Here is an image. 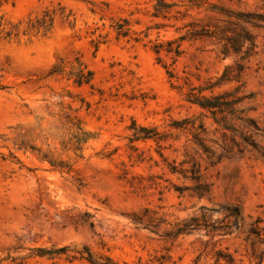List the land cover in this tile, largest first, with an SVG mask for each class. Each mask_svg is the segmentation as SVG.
<instances>
[{
  "label": "rangeland",
  "instance_id": "374dc122",
  "mask_svg": "<svg viewBox=\"0 0 264 264\" xmlns=\"http://www.w3.org/2000/svg\"><path fill=\"white\" fill-rule=\"evenodd\" d=\"M157 1L2 0L0 14L19 34L0 37V264H85L77 259L83 248L120 264H264V28L245 26L254 47L246 51L245 43L239 54L224 56L220 44L187 37L177 57L153 50L185 35L190 23L232 29L226 22L236 20L217 9L264 17V0H162L174 6L154 16ZM43 17L52 19L47 33L30 28ZM124 22L128 33L118 36L115 25ZM78 63L92 72L90 84L68 79ZM58 67L63 71L52 74ZM208 84L214 86L205 96L248 98L232 115L187 101L190 88ZM66 113L95 135L81 153L61 145ZM132 122L165 138L129 142ZM200 124L213 163L195 144ZM29 147L72 170L50 169ZM192 161L210 184L209 196L193 194L188 173L170 172L188 170ZM235 206L237 218L226 210ZM144 209L160 222L156 228L129 219ZM190 218L197 228L163 235ZM60 247L75 258L35 254ZM217 252L233 262L216 259Z\"/></svg>",
  "mask_w": 264,
  "mask_h": 264
},
{
  "label": "trees",
  "instance_id": "16d2710c",
  "mask_svg": "<svg viewBox=\"0 0 264 264\" xmlns=\"http://www.w3.org/2000/svg\"><path fill=\"white\" fill-rule=\"evenodd\" d=\"M194 1V0H189ZM2 0H0V6H1ZM202 4H196L195 6L198 8ZM174 6L173 4H167L164 3L162 0H158L154 10V16L162 15L165 16V14L170 10V8ZM209 11H214L216 8L214 6H211ZM218 14H223L228 18H234L236 22H230L227 21V25L234 26L232 29L229 28V26L224 25H214L213 27H209L207 25L198 26V24L190 23L188 24L189 29L185 33V35L179 36L177 39L174 40H168L165 44L157 43L153 46V50L156 54H158L160 51L164 50L166 53H173L174 56H178L181 53L180 50V41L185 39L186 37L189 39H202V38H208L212 40L215 44H220L221 49L220 53L224 56L228 54H239L241 52V49L243 48V45L245 43H248L249 47L246 48V51H248L250 48L254 47V36L250 32V30L246 29L245 26L249 25L250 27H257V28H264V25H261L264 23V17L261 15H257L255 13L251 12H236L233 11H225L222 9H217ZM48 20V21H47ZM37 25H31L30 28L34 29L36 31L43 30V33H47L52 24L51 17L46 19L45 17L41 19L36 20ZM125 22L124 23H116L115 30L116 34L118 36H126L128 33V29L125 28ZM25 30L23 31L24 34ZM19 34V26L18 25H9V23L6 22V20L3 18V16L0 14V37L4 38H10L11 36H17ZM174 43H176L174 46H172ZM242 58V57H241ZM63 71L62 67L54 68L51 70L52 74H60ZM167 74L169 77L173 76V73L169 70H167ZM68 79H72L73 83L80 86L83 84H90L92 79V72L90 70H87L85 66H83L81 63H78L75 70L70 71L67 73ZM226 76V73L224 74ZM224 79V78H223ZM221 80V79H220ZM214 86V84H208L207 87L200 88L196 92H194V88H190L188 94H187V101L199 106L202 109H208L213 112H218L219 114L222 113H229L232 115L235 110V105L239 104L242 100L245 98H248L247 96H234L230 100H226L228 96H232L229 93H223L219 95L214 96H205L201 94L203 90H211V88ZM235 93V92H234ZM242 112V110H239V113ZM225 116H223L224 118ZM63 124L67 127L68 130V136L66 139L62 140L61 145L64 149L70 150L72 152H82L83 145L88 142L89 140H92L95 138L94 133H91L90 131H86L80 119L77 115L72 113H66L64 115ZM238 119V118H237ZM246 123L247 126L253 127L255 130H257V125L254 121H252L249 118H243L239 119ZM186 123L185 120L178 122L174 121L172 125L175 128H178L181 126V124ZM130 130L132 131L131 136L129 138V142H136V141H146V140H153L157 144L162 141L165 137L161 134H159L154 128H148L141 125H136L134 122H132ZM194 139L196 141L195 144H197L199 147L203 149V151L207 152V158L210 159L211 163H213L214 153L210 150H208L207 147L201 144L199 134L203 131L202 125H198L194 128ZM200 130V131H198ZM22 146L19 145L18 148L20 149ZM31 152L36 151L38 158L42 162H46L50 169L59 171L61 173H68L72 170L71 165H69L66 161L59 159L57 157H54L51 152H44L40 151L39 149H36L35 147H29ZM130 149L133 151L137 150L135 146H130ZM160 156L161 153L158 152ZM219 159V158H218ZM217 162V160L215 161ZM184 163V162H182ZM170 172L175 173H188V176H185V178L189 179L191 182H193V186L189 188L193 194L197 198H201L204 196H209L211 192L210 184L207 183L200 173V164L196 161H192L190 164V168L188 170L183 171H177L174 166L170 167ZM179 190V189H177ZM181 192V191H179ZM202 209V208H201ZM226 210L229 211V214L233 215L234 217L240 216V210L237 206L232 208H227ZM90 217L89 214L85 213L80 217L81 222L85 223L86 218ZM129 219L137 224L141 225L143 227H154L156 228L159 225V221L156 222L154 217H151L148 214V210L144 209L142 211H133L129 214ZM163 223V221H162ZM88 226L90 228L93 227V222L89 221ZM199 225L195 223L194 218H190L189 220H184L179 222L174 230H166L164 232V236L168 238L176 237L180 233H189L193 229L197 228ZM220 230V229H219ZM36 255L38 256H49V257H55L59 256L61 254H65L66 257L75 258V255H69L66 253L68 251L67 247H60V248H36ZM227 258V260L231 263L233 262V258L229 254L221 255L217 252L216 259L219 258ZM163 257H160L162 259ZM77 259L80 261H83L85 264H120L118 261L114 260L112 257H110L107 254H93L89 252L86 248H83L81 251L78 252ZM122 264H128L126 262H123ZM132 264H151L150 261L141 262L138 260L135 263Z\"/></svg>",
  "mask_w": 264,
  "mask_h": 264
}]
</instances>
